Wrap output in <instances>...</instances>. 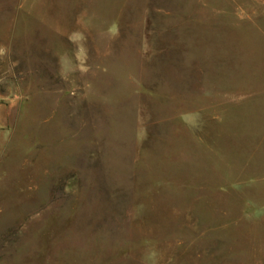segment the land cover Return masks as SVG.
I'll use <instances>...</instances> for the list:
<instances>
[{"label": "rangeland", "instance_id": "374dc122", "mask_svg": "<svg viewBox=\"0 0 264 264\" xmlns=\"http://www.w3.org/2000/svg\"><path fill=\"white\" fill-rule=\"evenodd\" d=\"M0 264H264V0H0Z\"/></svg>", "mask_w": 264, "mask_h": 264}]
</instances>
